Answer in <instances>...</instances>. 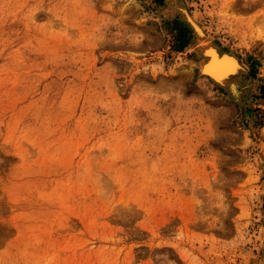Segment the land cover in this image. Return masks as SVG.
I'll return each mask as SVG.
<instances>
[{
  "label": "rangeland",
  "instance_id": "rangeland-1",
  "mask_svg": "<svg viewBox=\"0 0 264 264\" xmlns=\"http://www.w3.org/2000/svg\"><path fill=\"white\" fill-rule=\"evenodd\" d=\"M0 264H264V0H0Z\"/></svg>",
  "mask_w": 264,
  "mask_h": 264
},
{
  "label": "trees",
  "instance_id": "trees-1",
  "mask_svg": "<svg viewBox=\"0 0 264 264\" xmlns=\"http://www.w3.org/2000/svg\"><path fill=\"white\" fill-rule=\"evenodd\" d=\"M165 0H153L158 5L164 3ZM173 26L177 31V37L175 41V49L182 50L190 43L189 30L187 27H181L176 21L173 22Z\"/></svg>",
  "mask_w": 264,
  "mask_h": 264
},
{
  "label": "bare ground",
  "instance_id": "bare-ground-1",
  "mask_svg": "<svg viewBox=\"0 0 264 264\" xmlns=\"http://www.w3.org/2000/svg\"><path fill=\"white\" fill-rule=\"evenodd\" d=\"M216 61V60H215ZM231 60L230 59H222V60H217L216 62H213L214 64L213 65H215V67H213V65H211L212 67H209V65H208V69H212V72L213 73H221V72H223L225 69H228L229 68V66H231ZM211 71V70H210Z\"/></svg>",
  "mask_w": 264,
  "mask_h": 264
},
{
  "label": "water",
  "instance_id": "water-1",
  "mask_svg": "<svg viewBox=\"0 0 264 264\" xmlns=\"http://www.w3.org/2000/svg\"><path fill=\"white\" fill-rule=\"evenodd\" d=\"M224 72H226V71H224ZM224 72H222V73H224Z\"/></svg>",
  "mask_w": 264,
  "mask_h": 264
}]
</instances>
